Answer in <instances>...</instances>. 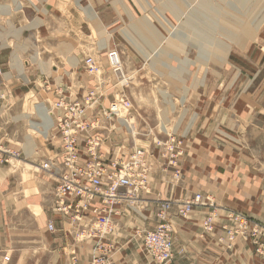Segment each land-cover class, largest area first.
<instances>
[{
	"label": "rangeland",
	"instance_id": "obj_1",
	"mask_svg": "<svg viewBox=\"0 0 264 264\" xmlns=\"http://www.w3.org/2000/svg\"><path fill=\"white\" fill-rule=\"evenodd\" d=\"M244 1L0 0V50L9 23L20 32L18 41H12L18 47L14 52L20 53L17 59L34 57L33 45L37 60L60 66L62 70L57 75L64 78V84H73L75 77L83 78L76 95L102 81L104 107L119 94L127 97L130 108L108 121L116 127L118 143L112 145V150L125 155L141 148L147 153L148 190L126 209L131 212L133 208L134 216L140 219L138 214L146 213L147 203H155L153 220L150 215L154 228L161 222V205H170L171 210L165 212L170 221L173 202L178 201L172 199V189L181 178H173L170 161L163 157L172 150L171 141H179L185 151V143L196 138L202 128L208 129L212 143H227L229 149L235 147L234 143H250L247 132L259 138L251 131L253 126L244 124L243 134L242 128L228 124L230 119L241 123L239 113L249 105V109H254L255 104V111L264 115V3ZM245 30L255 34H241ZM60 44L62 51L58 50ZM111 52L118 67L111 64ZM1 55L6 58L7 50L0 51ZM89 60L96 64L95 72L87 68ZM44 87L37 78L33 92L20 95L19 99H5L0 108V143H35L33 151L41 159L22 162L36 168L26 169L40 174L43 156L50 157V149L55 151L58 145L40 137L31 127V123L41 122L38 105L48 110L53 106V97L47 95ZM204 115L208 120L205 124ZM120 119L126 120L131 131ZM256 122L264 124V116ZM260 135L257 143H264V134ZM14 164L15 160H10L8 165ZM155 182L157 188L152 187ZM210 200L217 207V215L222 210L224 217L229 212L253 217L246 208L220 207ZM148 229L135 228L133 235L136 230ZM23 242L28 240L22 239L18 244ZM12 258L5 255L4 264H14Z\"/></svg>",
	"mask_w": 264,
	"mask_h": 264
},
{
	"label": "crops",
	"instance_id": "obj_2",
	"mask_svg": "<svg viewBox=\"0 0 264 264\" xmlns=\"http://www.w3.org/2000/svg\"><path fill=\"white\" fill-rule=\"evenodd\" d=\"M257 3L263 4L264 0H257ZM7 26L6 38L1 41L0 50L8 52L6 58L4 55L0 56V108L4 107L5 99L11 101L19 99L20 95L25 97L33 92L37 78L42 85L52 87V84H57L53 88L58 86L59 93L70 95L72 99L84 93L79 92V95H76V91L83 85V78L75 77L73 84H64V78L57 75L62 70L59 65L34 59L35 46H31L34 57H30V60L17 59L20 53L14 52L17 46L12 45V41H18L20 32L9 23ZM241 34L254 35L255 32L245 30ZM58 50L62 51L61 44ZM30 75L33 77L30 78ZM25 88L27 92L24 94ZM252 107L254 109H249V105L239 113L241 123H234L230 119L228 124L238 130L242 128L243 134L245 125L253 126L251 131L259 134L261 138L260 132L264 134V124L256 121L264 115H261L259 110L255 111V104ZM206 116L202 119L203 124L208 122ZM249 127L246 128L249 130ZM207 130H198L196 138L185 143L181 163L182 177L179 183L173 184L172 199L181 201L200 194L216 201L220 207L246 208L253 216L250 220L264 225V143H257L259 138L251 137L247 132L246 139L250 143H234L235 147L229 149L227 143H212ZM115 132L110 137L111 142H117ZM40 137L46 138V135ZM2 144L16 148L21 160L15 161L14 165L0 167V264H4L5 255H12L14 264H67L72 251L79 253V264H88L91 247L76 249L68 224L52 213L55 181L43 172L35 173L25 168L32 167L30 164H24L25 160L41 159V155L33 151L35 143ZM113 144L115 143L106 145L112 149ZM51 151L50 154L54 153ZM43 158L46 159L47 154ZM20 163L21 165H18ZM152 187H158L156 182ZM149 203L146 213H136L140 219L134 216L133 209H130V212L125 205L117 209L115 219L118 228L113 236L116 246L114 264H155L146 257L133 235L135 228H153L152 216L156 207L155 203ZM208 212L207 208L199 207L185 219L172 216L173 257L168 264H264L248 241L238 240L230 243L227 240L222 228L229 222L222 210L215 220L214 232L203 234L201 223ZM133 217L135 219H132ZM48 223L54 225V232L47 230ZM22 239H27L28 243L18 244Z\"/></svg>",
	"mask_w": 264,
	"mask_h": 264
},
{
	"label": "built area",
	"instance_id": "obj_3",
	"mask_svg": "<svg viewBox=\"0 0 264 264\" xmlns=\"http://www.w3.org/2000/svg\"><path fill=\"white\" fill-rule=\"evenodd\" d=\"M86 66L90 72L97 70L91 60ZM103 84L95 83L74 99L59 93L58 86L52 88L45 84L43 88L54 101L49 110L51 126L47 136L58 145L45 159L47 163L42 165L41 171L56 184L52 192V213L68 224L76 249L91 247L88 264H114L117 209L122 205L131 207L130 204L137 202L138 196L149 187L150 160L144 149L135 148L120 155L106 145L118 143L110 141L116 127L108 121L131 105L124 94H119L104 107ZM172 142V150L163 157L170 161L168 170L173 178L179 180L184 150L179 141ZM19 157L18 151L0 145V167ZM173 207V215L183 219L196 208H207L209 212L201 228L203 234L214 232L217 207L209 198L195 194L186 200L174 201ZM169 210L170 205L163 203L158 215L161 222L151 230H136L134 234L146 257L155 264H168L173 257V224L165 217ZM226 218L229 224L222 230L227 240L230 243L248 241L254 253L264 261V225L240 213L229 212ZM47 230L54 232V225L48 223ZM67 264H79V253L72 251Z\"/></svg>",
	"mask_w": 264,
	"mask_h": 264
},
{
	"label": "bare ground",
	"instance_id": "obj_4",
	"mask_svg": "<svg viewBox=\"0 0 264 264\" xmlns=\"http://www.w3.org/2000/svg\"><path fill=\"white\" fill-rule=\"evenodd\" d=\"M35 48L36 47H33V49H34V51H35V53H36V50H35ZM109 59H110V61H111V64L113 63V64H115V65H113L112 64V66H115V67H118L117 65H118V62H117V59H116V56H115V54L114 53H110L109 55ZM35 60H37V55H36V57L34 58ZM34 59H32V60H34ZM118 76H120V75H118ZM122 83H123V80H122ZM85 93V92H84ZM83 93V94H84ZM82 94V95H83ZM63 97V96H62ZM68 98H70V99H72V97L70 96V95H68L67 96ZM105 98V97H104ZM105 100V99H104ZM37 112H38V115H39V117H40V119H41V122L40 123H31V127H32V130L34 131V132H36L37 134H39V135H41V136H43V137H45V135L47 136V131H48V129L50 128V126H51V115L49 114V110L48 109H46L45 108V106H43L42 104H40V105H38V107H37ZM120 116V114L117 116V117H119ZM162 116V115H161ZM164 117V116H163ZM120 123L127 129V131H131V128H130V126H129V124L126 122V120H122V119H120ZM115 131H116V129H115ZM114 131V132H115ZM113 132V133H114ZM112 133V134H113ZM129 133V132H128ZM111 134V135H112ZM129 134H131V132L129 133ZM51 136H48V137H46V139L48 138V139H53V138H50ZM111 137V136H110ZM172 142V141H171ZM173 143V142H172ZM0 145H3V146H6V147H8V148H10V149H12L13 151H15V152H17L16 151V148H12V147H9V146H7V145H4V144H2V143H0ZM19 152V151H18ZM129 152V151H128ZM20 154V153H19ZM15 161H18V160H15ZM10 162V161H9ZM13 162V161H12ZM46 162V161H45ZM44 162V163H45ZM43 163V164H44ZM47 163V162H46ZM9 164V163H8ZM7 164V165H8ZM42 164V165H43ZM42 165H40V167L38 168L39 169V171H41V167H42ZM43 171V170H42Z\"/></svg>",
	"mask_w": 264,
	"mask_h": 264
}]
</instances>
